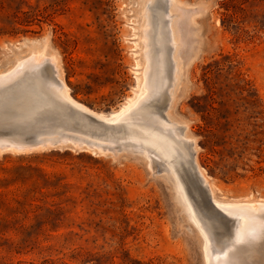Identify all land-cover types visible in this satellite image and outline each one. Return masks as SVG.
Wrapping results in <instances>:
<instances>
[{
	"label": "rangeland",
	"instance_id": "1",
	"mask_svg": "<svg viewBox=\"0 0 264 264\" xmlns=\"http://www.w3.org/2000/svg\"><path fill=\"white\" fill-rule=\"evenodd\" d=\"M179 1L185 8L172 22L177 78L171 94L166 36L168 79L147 106L157 119L175 120L179 132L184 126L188 159L217 199L264 200V0H248L235 13L220 0ZM162 3L147 4L154 26L170 17ZM143 6L0 0V71L43 49L57 57L73 98L97 112L116 111L141 81ZM39 71L46 81L51 65ZM117 145L113 153L71 144L0 151V264H206L202 237L165 163ZM180 176L204 211L192 180Z\"/></svg>",
	"mask_w": 264,
	"mask_h": 264
},
{
	"label": "bare ground",
	"instance_id": "2",
	"mask_svg": "<svg viewBox=\"0 0 264 264\" xmlns=\"http://www.w3.org/2000/svg\"><path fill=\"white\" fill-rule=\"evenodd\" d=\"M143 1L144 63L135 94L109 114L92 110L69 93L67 84L59 75L57 57L43 49H32L11 67L0 71V151H26L65 144L111 153L117 144L135 148L147 159L152 157L165 163L176 192L202 237L207 252L206 264H222L224 259L225 262L234 259L235 264H264V200L217 199L198 163H191L188 159L189 150L182 140L189 138L184 126L179 132L175 120L170 117L157 119L147 106L168 79L164 68L166 36L174 59L172 94L179 70L175 56L178 42L172 22L177 15L175 12L185 7L179 0H163L170 17L166 26H154L147 11V4L152 0ZM156 44L160 46L159 50L155 49ZM43 62L49 63L52 70L46 81L39 71ZM79 124L83 125L79 127ZM180 170L192 180V190L199 196L204 211L189 196ZM217 207L221 212L213 211Z\"/></svg>",
	"mask_w": 264,
	"mask_h": 264
},
{
	"label": "trees",
	"instance_id": "3",
	"mask_svg": "<svg viewBox=\"0 0 264 264\" xmlns=\"http://www.w3.org/2000/svg\"><path fill=\"white\" fill-rule=\"evenodd\" d=\"M248 0H220V4L224 6L225 11L231 10L232 13L242 9L241 4Z\"/></svg>",
	"mask_w": 264,
	"mask_h": 264
}]
</instances>
